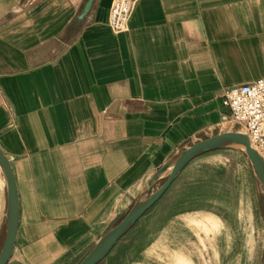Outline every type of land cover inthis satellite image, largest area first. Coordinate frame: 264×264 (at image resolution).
Returning <instances> with one entry per match:
<instances>
[{"label": "crops", "instance_id": "crops-1", "mask_svg": "<svg viewBox=\"0 0 264 264\" xmlns=\"http://www.w3.org/2000/svg\"><path fill=\"white\" fill-rule=\"evenodd\" d=\"M85 2L0 0L11 258L28 264L91 239L167 159L219 132L225 88L264 77V0H136L120 32L112 0L80 16Z\"/></svg>", "mask_w": 264, "mask_h": 264}, {"label": "rangeland", "instance_id": "rangeland-1", "mask_svg": "<svg viewBox=\"0 0 264 264\" xmlns=\"http://www.w3.org/2000/svg\"><path fill=\"white\" fill-rule=\"evenodd\" d=\"M169 171L157 178L151 192L160 187ZM147 182L123 213L96 228L91 239L52 264H78L121 219ZM5 206L0 167V248L5 236ZM15 253L19 257L15 255L7 264H28L18 248ZM97 264H264V187L243 148L215 149L188 162Z\"/></svg>", "mask_w": 264, "mask_h": 264}, {"label": "water", "instance_id": "water-1", "mask_svg": "<svg viewBox=\"0 0 264 264\" xmlns=\"http://www.w3.org/2000/svg\"><path fill=\"white\" fill-rule=\"evenodd\" d=\"M93 1L86 0L80 16H84L89 11ZM233 145H238L243 148L259 181L264 187V158L251 147L248 137L244 133L226 131L200 139L172 155L152 174L145 190L134 200L121 219L98 238L93 247L78 264H97L101 261L114 244L135 224L138 218L162 196L176 175L188 162L209 151ZM0 167L3 172L6 187L5 236L0 248V264H7L15 246L19 223V202L11 163L1 147ZM167 169H170V171L164 182L160 187L151 192L154 182Z\"/></svg>", "mask_w": 264, "mask_h": 264}, {"label": "built area", "instance_id": "built-area-1", "mask_svg": "<svg viewBox=\"0 0 264 264\" xmlns=\"http://www.w3.org/2000/svg\"><path fill=\"white\" fill-rule=\"evenodd\" d=\"M136 0H112L108 10V25L114 32L127 28ZM222 104L228 113L221 120L219 132L244 133L252 148L264 152V77L233 85L222 92Z\"/></svg>", "mask_w": 264, "mask_h": 264}, {"label": "bare ground", "instance_id": "bare-ground-1", "mask_svg": "<svg viewBox=\"0 0 264 264\" xmlns=\"http://www.w3.org/2000/svg\"><path fill=\"white\" fill-rule=\"evenodd\" d=\"M13 254V253H12ZM12 256V255H11ZM11 258V257H10Z\"/></svg>", "mask_w": 264, "mask_h": 264}]
</instances>
